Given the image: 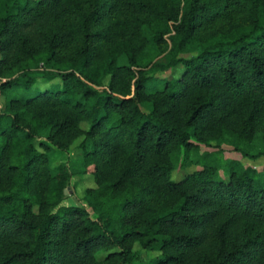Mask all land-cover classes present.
Returning a JSON list of instances; mask_svg holds the SVG:
<instances>
[{"label": "trees", "instance_id": "16d2710c", "mask_svg": "<svg viewBox=\"0 0 264 264\" xmlns=\"http://www.w3.org/2000/svg\"><path fill=\"white\" fill-rule=\"evenodd\" d=\"M0 53V264H264V0H0Z\"/></svg>", "mask_w": 264, "mask_h": 264}, {"label": "rangeland", "instance_id": "374dc122", "mask_svg": "<svg viewBox=\"0 0 264 264\" xmlns=\"http://www.w3.org/2000/svg\"><path fill=\"white\" fill-rule=\"evenodd\" d=\"M167 52H168V48L164 47V54H166ZM192 54H194V52L187 50L183 53V56L188 57V56H191ZM0 57H1V53H0ZM43 71H44V68H41V69L33 71L30 74L34 79L33 88L37 89V90H46V89L57 90V89H60L61 88L60 78H58L56 76H45L42 73ZM183 71H184V66L182 64H177V65L169 68L168 70H165L164 72L157 73L156 76H159L162 78H167V79H173V78L179 77ZM152 74H154V73H150L148 75H152ZM110 78H111V76H108L105 78V80H104L105 85L109 84ZM230 121H231V124L233 125L234 128L239 127L240 115L239 114L233 115L231 117ZM253 124H254V130H257V134L260 136L259 138L261 139L260 140L261 143L259 142V144L261 145L260 147H262V146H264V137L261 138L262 134L264 135V113L257 115V118H255L253 120ZM80 127L84 131L89 130L90 129V123L87 121H82L80 124ZM84 138H85V135L80 134L71 144V148L74 151H76L78 146L80 145V143L83 141ZM194 143H196L200 146L199 151L201 153H203L205 151L210 152V151L218 150L217 146H208L202 142L199 143L196 140L194 141ZM221 149H222L224 155L228 158L235 157V156L239 157V154L234 152L232 145L223 144L221 146ZM65 157H68L67 153H64V154L59 153L58 155H56L50 159L49 167L51 169L52 174L55 172L56 168L59 166L60 162ZM243 162L247 163L246 160H243ZM249 162L252 163L254 166H256L259 169H262L264 167V159L259 160V161H250L249 160ZM201 168H202L201 165L188 163L186 166L179 167L175 171H173V178L175 180H180L183 177H185L188 173H192L195 170H198ZM77 180H78V185L76 188L77 198L81 199L83 201V203H86L85 195H86L87 189L97 187L95 176L92 173L88 172V173H85L84 175L80 176L79 179L77 178ZM88 208L91 212H93L89 206H88ZM36 210H37V208H36ZM93 216L95 217L94 213H93ZM135 249H141L140 245L136 244ZM109 252H111V251L101 250V251L97 252L96 258L99 261H102L108 256ZM141 252L142 253H141L140 260L133 263V264H153V258L159 254V252H157V251H148L145 249H141Z\"/></svg>", "mask_w": 264, "mask_h": 264}, {"label": "water", "instance_id": "95a60500", "mask_svg": "<svg viewBox=\"0 0 264 264\" xmlns=\"http://www.w3.org/2000/svg\"><path fill=\"white\" fill-rule=\"evenodd\" d=\"M69 202H70V204H71L72 206H76V205H79V204H80V202L78 201V199L75 198V197H70V198H69Z\"/></svg>", "mask_w": 264, "mask_h": 264}]
</instances>
